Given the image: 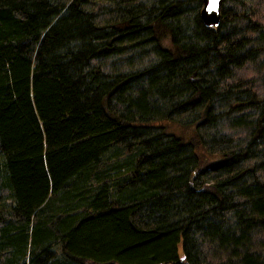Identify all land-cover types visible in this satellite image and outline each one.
<instances>
[{
    "label": "trees",
    "instance_id": "1",
    "mask_svg": "<svg viewBox=\"0 0 264 264\" xmlns=\"http://www.w3.org/2000/svg\"><path fill=\"white\" fill-rule=\"evenodd\" d=\"M263 2L0 0V264H264Z\"/></svg>",
    "mask_w": 264,
    "mask_h": 264
},
{
    "label": "water",
    "instance_id": "2",
    "mask_svg": "<svg viewBox=\"0 0 264 264\" xmlns=\"http://www.w3.org/2000/svg\"><path fill=\"white\" fill-rule=\"evenodd\" d=\"M222 4L223 0H202L200 15L205 25L215 26L219 23Z\"/></svg>",
    "mask_w": 264,
    "mask_h": 264
},
{
    "label": "rangeland",
    "instance_id": "3",
    "mask_svg": "<svg viewBox=\"0 0 264 264\" xmlns=\"http://www.w3.org/2000/svg\"><path fill=\"white\" fill-rule=\"evenodd\" d=\"M258 9H259V14H260V18L262 19L261 21L264 23V2L258 5ZM255 70L253 69V67H251L250 65H247L244 69H241L238 72V76L243 77L245 79H256V74H255ZM169 126V125H168ZM174 127H171V129L169 127H167V131H172L180 136H182L183 138H185L186 140H188L189 138H191L193 136V130L190 129H181V128H175V125H173ZM201 156L207 157L205 156V154H201Z\"/></svg>",
    "mask_w": 264,
    "mask_h": 264
}]
</instances>
